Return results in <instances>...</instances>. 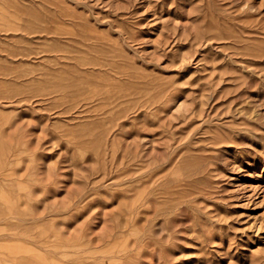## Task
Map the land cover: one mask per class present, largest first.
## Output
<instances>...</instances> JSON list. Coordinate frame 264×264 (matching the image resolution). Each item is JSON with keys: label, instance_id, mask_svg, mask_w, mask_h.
<instances>
[{"label": "rangeland", "instance_id": "obj_1", "mask_svg": "<svg viewBox=\"0 0 264 264\" xmlns=\"http://www.w3.org/2000/svg\"><path fill=\"white\" fill-rule=\"evenodd\" d=\"M0 264H264V0H0Z\"/></svg>", "mask_w": 264, "mask_h": 264}, {"label": "bare ground", "instance_id": "obj_2", "mask_svg": "<svg viewBox=\"0 0 264 264\" xmlns=\"http://www.w3.org/2000/svg\"><path fill=\"white\" fill-rule=\"evenodd\" d=\"M16 21H17V19H16ZM26 28H24V30H25ZM27 30V29H26ZM57 62V61H56ZM72 66V65H71ZM106 67V66H105ZM68 69V68H67ZM69 71V70H68ZM101 73H103V72H101ZM79 77V76H78ZM68 85V84H67ZM97 93H99V92H97ZM109 94V93H108ZM110 95V94H109ZM112 96V95H111ZM103 97H104V95H103ZM101 103V102H100ZM156 171V170H155ZM157 181V180H156ZM155 183V182H154ZM9 188H11V187H9ZM145 190V189H144ZM9 192V191H8ZM145 192V191H144ZM57 206V205H56ZM56 210V209H55ZM55 213V212H54ZM147 215V214H146ZM31 217V216H30ZM55 221V220H54ZM42 226V225H41ZM45 241V239H43V240H41V242H44ZM79 244V243H78ZM92 258V257H91Z\"/></svg>", "mask_w": 264, "mask_h": 264}]
</instances>
